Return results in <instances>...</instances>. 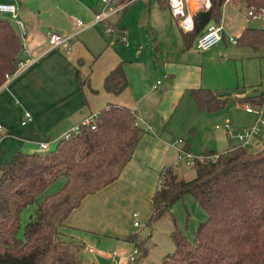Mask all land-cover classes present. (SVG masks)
<instances>
[{"label": "crops", "instance_id": "1", "mask_svg": "<svg viewBox=\"0 0 264 264\" xmlns=\"http://www.w3.org/2000/svg\"><path fill=\"white\" fill-rule=\"evenodd\" d=\"M148 3L149 10L141 15L144 19L139 24L154 36L153 52L143 57L141 49L134 45H118L108 48L109 53L102 58L104 49L101 44L104 39L95 29L98 25L106 29L104 23L81 30L71 40L69 51L65 48L47 51L46 41L47 32L63 36L78 32L80 29L76 26V19L88 23L94 14L101 12L100 0H0V4L14 5L18 19L24 24L26 37L22 44L26 52L20 56L21 61H33L28 69L0 88V168L17 153H37L38 144H55L64 133L109 106L131 110L135 118L142 119L150 128L144 131L119 178L95 194L86 196L65 220L64 233L74 238L84 250V241L95 247L102 245L101 249H106V245L111 243L123 249L131 245L130 236L125 234L117 219L121 205H129L127 193L138 195L133 199V204L150 203V198L152 202L161 173L170 167L178 171V147L175 141L181 140L183 149L191 152L196 127L203 122L200 125L203 129L204 122L213 119L215 112L198 110L191 91L207 89L225 101L223 98L226 96L218 94L224 89L204 80L203 61L191 52V47L195 49L197 36L190 47L184 49L176 20L167 9L159 6L157 0L156 4L150 0ZM15 28L20 35L16 24ZM245 28L241 27L238 37ZM88 32L90 35H86ZM80 35L81 40L77 41ZM107 36L117 39L113 31ZM223 37L221 42L229 43L224 28ZM220 53L225 55L224 50ZM213 55L215 53L209 55L208 60L219 56L213 58ZM95 57L102 59L95 60ZM91 63L94 64L93 74L88 68ZM120 63L128 86L119 95L106 93L103 80ZM157 73L161 74V78L152 77H158ZM237 95L226 100L243 97ZM26 112L31 120L22 125ZM240 128L245 127L236 129ZM231 145L229 143L222 151ZM207 147L203 146L194 153L221 152ZM89 249L86 264H106V250L92 249L89 252ZM119 252L126 255L128 251ZM109 258L110 264H113L111 253Z\"/></svg>", "mask_w": 264, "mask_h": 264}, {"label": "trees", "instance_id": "2", "mask_svg": "<svg viewBox=\"0 0 264 264\" xmlns=\"http://www.w3.org/2000/svg\"><path fill=\"white\" fill-rule=\"evenodd\" d=\"M128 1L117 0V4ZM210 1L208 11L194 14L191 33L180 30L184 49L208 23H219L226 0ZM157 2L166 9L165 0ZM235 2L264 9V0ZM237 44L260 49L264 46V28L246 27ZM22 49L18 33L0 17V87L5 76L16 70ZM127 86L121 63L103 80V90L109 94L119 95ZM191 95L200 112L213 113L226 106L207 89L192 90ZM256 99L252 103L260 106L263 99ZM237 101L243 104L245 99ZM134 122L131 110L109 106L101 109L90 125H81L76 134L57 141L48 152H20L2 165L0 264H81V245L64 233L65 220L86 196L119 178L144 134ZM194 170L195 177L187 181L167 168L152 197L149 222L167 214L184 195L192 196L206 214V220L194 231L192 243L178 231L171 233L175 248L162 264H264V145L256 152L237 148L220 154L215 162L197 163ZM61 177L65 178L63 186L45 197L24 228V239H18L21 212Z\"/></svg>", "mask_w": 264, "mask_h": 264}, {"label": "rangeland", "instance_id": "3", "mask_svg": "<svg viewBox=\"0 0 264 264\" xmlns=\"http://www.w3.org/2000/svg\"><path fill=\"white\" fill-rule=\"evenodd\" d=\"M150 2L156 4V0H150ZM149 7L150 4L148 0H138L128 7L125 13L121 12L109 18L108 22L113 28V36L115 35L117 37V44L115 39H111L107 36V33V35L105 34V28L102 25L96 26L95 30L102 34L101 36L104 39L101 44V48L104 49V54L101 56L102 58H106V53L110 51L108 48L112 49L118 45L120 47L134 45L141 49L143 57H148V54L153 52V49H155V38L150 34V31L146 28H141L139 24L140 20L144 19L141 15L147 13ZM0 17L7 20L13 26L16 33H18L13 20L6 15H0ZM76 20L80 19L78 18ZM219 23L225 30L226 39L229 37L238 39L239 32L243 26L259 27L261 25L259 22H249L247 20L246 6L238 2H234L233 5L224 3L221 8ZM263 26L261 25L260 27ZM121 34L124 40L120 38ZM86 35H90V32ZM76 40H81V35L78 36ZM223 50L225 51V55L220 53ZM191 52L197 59L203 61L204 80L212 86H218L219 89L223 88L224 91L218 92V94H224V96H226L223 98L226 101L225 108L215 112L212 116L213 119L211 118L212 120L205 121L203 129L200 127L203 122H200V125L196 127V136L193 140L191 152L193 155H197L198 153H194V151H198V149L203 148V146H208L207 149H211L215 152H222L229 143L235 145V141L227 139L221 126L226 122H230L233 128L249 127L253 125L256 118L255 113L246 114L244 106L257 108V105L252 103L257 100L256 97L263 99L260 106L264 108V46L255 50L251 47L240 46L239 44L231 45L221 42L206 53H199L192 47ZM212 53H215L213 58L219 56L215 59L208 60V56ZM101 57H95V60L99 58V61H101ZM93 65L94 64L91 63L88 67L91 69L92 74L94 73ZM157 75L158 77H156V75L152 77L161 78L160 73H157ZM237 94L242 95V98L245 99L243 104H239L237 99L226 100L227 97L233 95L238 96ZM257 112L258 111H256V113ZM53 147L54 144H50L49 150ZM260 148L261 146H252L249 148V151L256 152ZM176 170L177 169H173L177 176L184 180L189 181L195 177L194 168H187L180 165L178 166V171ZM64 182L65 178L63 177L57 179L46 190L40 193L32 204L24 208L20 214V228L17 232L18 239H24V228L30 221V216L35 217L39 205H41L45 197L56 193L63 186ZM135 196L138 197L137 194L127 193V197H130L128 200L129 205H121L117 211V219L121 223L125 234L130 236L132 242L135 241L139 250L137 259L132 264H162L164 257L172 253L175 248L171 233L173 231H178L189 243H192L194 231L200 223L206 220V214L200 208L196 200L190 195H184L182 199L176 201L172 205L167 214L156 221L149 222L152 211L151 198L148 199L150 203L145 202L144 204L142 203V205H136L133 204ZM146 198L148 197L146 196ZM134 213L138 214L137 220L140 226L137 228L133 226L134 219L132 218V214ZM66 229L71 231L70 228ZM147 233L150 235L148 236ZM137 234L138 236H136ZM84 243L86 249L84 250L82 247L79 250V258L84 264H86L90 255L88 253L89 248L96 251L106 250V264H110L109 260L111 259L109 258V254L112 251L117 250L124 252L126 250L129 251L131 248V245L128 247L125 246L127 249H123L111 243V245H106V249H101L102 245L95 247L89 245L86 241H84ZM113 264L121 263L113 260Z\"/></svg>", "mask_w": 264, "mask_h": 264}, {"label": "built area", "instance_id": "4", "mask_svg": "<svg viewBox=\"0 0 264 264\" xmlns=\"http://www.w3.org/2000/svg\"><path fill=\"white\" fill-rule=\"evenodd\" d=\"M137 0H130L124 4H117V0H100L102 4V10L98 14H94L91 20L86 23L81 20H77L76 26L80 29L78 32L72 35H58L52 32L46 33V41H47V51L56 49V48H65L67 51L70 50L71 40L75 35H77L81 30H85L87 28L93 27L95 25L104 23L106 24L105 32L107 34H111L113 28L107 21L110 17L115 14L121 13L126 7L130 6ZM166 1V9L170 13V15L176 20L179 29L183 33H191L194 30V20L193 16L198 11L206 12L211 7L210 0H165ZM235 0H226L225 3L234 4ZM0 15H9V18L14 21V23L20 29V38L23 42L26 37V31L24 28V24L17 17L16 8L11 4H0ZM247 20L249 22H259L261 25H264V9H255V8H247ZM260 25V26H261ZM259 26V27H260ZM264 28V26H263ZM120 38L124 40L123 35H120ZM224 39L223 37V28L220 23L210 22L208 23L204 29L197 35L194 41L195 50L198 52H205L218 43H220ZM227 41L232 44H237V39L233 37H229ZM125 42V41H124ZM24 48L21 51L20 56L25 53ZM19 56V61L16 66V70L13 73H10L5 76V81L1 85L0 88L5 87L10 81L23 73L28 67L33 63L32 62H23L21 61ZM159 84V82H157ZM244 111L247 114L255 113V121L253 125L245 128L236 129L233 128L228 122L222 125V129L226 135V137L232 141H235V145L229 146L226 150L220 153L206 154L201 153L197 155H193L191 152L186 151L181 146L182 141L177 140L175 144L178 147V156L176 159V166H185L187 168H194L197 163L203 162H215L220 154L231 152L237 148L248 149L250 147L263 146L264 145V108L262 106H257V108H251L248 106H244ZM256 111H258L256 113ZM31 120V116L29 113L24 114V120L22 121V125H25ZM94 121V116L89 117L83 121L82 124L75 126L71 130L64 133L59 140L67 139L71 135L76 134L79 131L81 125H90ZM134 126L141 127L144 131H149L150 128L146 125V123L140 119L135 118ZM2 131V126L0 125V133ZM180 145V146H179ZM38 150L41 153H46L49 151V145L47 143L38 144ZM167 169V168H166ZM165 169V170H166ZM164 170V171H165ZM160 185V182H159ZM132 218L134 219L133 226L139 227L140 224L138 222V214H132ZM89 252H92V249H89ZM139 254V250L136 246L135 242L131 243V248L127 252L126 255L121 254L119 251L115 250L111 252V256L116 262L121 264H132L136 261L137 256Z\"/></svg>", "mask_w": 264, "mask_h": 264}, {"label": "water", "instance_id": "5", "mask_svg": "<svg viewBox=\"0 0 264 264\" xmlns=\"http://www.w3.org/2000/svg\"><path fill=\"white\" fill-rule=\"evenodd\" d=\"M32 217H30V219H31Z\"/></svg>", "mask_w": 264, "mask_h": 264}]
</instances>
